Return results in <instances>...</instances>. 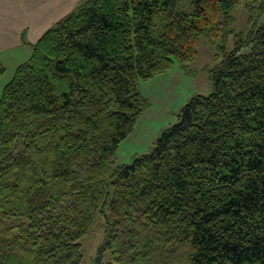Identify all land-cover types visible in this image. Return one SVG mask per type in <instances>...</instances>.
<instances>
[{"label": "trees", "instance_id": "trees-1", "mask_svg": "<svg viewBox=\"0 0 264 264\" xmlns=\"http://www.w3.org/2000/svg\"><path fill=\"white\" fill-rule=\"evenodd\" d=\"M179 1L83 0L31 44L0 94V264H82L96 217L106 264H264V0L244 36L243 0ZM232 32L210 93L116 164L139 81Z\"/></svg>", "mask_w": 264, "mask_h": 264}, {"label": "rangeland", "instance_id": "rangeland-1", "mask_svg": "<svg viewBox=\"0 0 264 264\" xmlns=\"http://www.w3.org/2000/svg\"><path fill=\"white\" fill-rule=\"evenodd\" d=\"M245 4L246 1L243 0L230 11L231 29L235 33L241 32L243 36L251 28L250 10ZM247 4L256 6L257 2L250 0ZM178 9L190 11L192 0H180ZM218 19L222 20L221 14ZM262 21V18H259L256 24L259 25ZM234 32L228 33L225 39H222V35H220L215 42H210L205 36H202L197 46L198 55L194 60L184 66L174 59L167 71L139 81L138 90L147 99L148 104L137 118L133 130L119 142L116 150V164L129 163L135 157L150 151L161 132L176 122L179 109L192 95L210 93L211 84L208 70L215 64L214 54L217 51V45L223 43L230 50L233 46ZM27 58L25 57L24 61ZM22 60L19 62H23ZM13 73L14 69L10 64L7 69H3L0 74V94L4 84L12 78ZM103 238V219L96 217L89 232L81 239L82 264L107 263L106 253L101 255L100 261L96 260L97 250L103 243Z\"/></svg>", "mask_w": 264, "mask_h": 264}, {"label": "crops", "instance_id": "crops-1", "mask_svg": "<svg viewBox=\"0 0 264 264\" xmlns=\"http://www.w3.org/2000/svg\"><path fill=\"white\" fill-rule=\"evenodd\" d=\"M81 1L0 0V67L10 64L15 71L29 58L31 44Z\"/></svg>", "mask_w": 264, "mask_h": 264}, {"label": "water", "instance_id": "water-1", "mask_svg": "<svg viewBox=\"0 0 264 264\" xmlns=\"http://www.w3.org/2000/svg\"><path fill=\"white\" fill-rule=\"evenodd\" d=\"M103 247H104V245H103V243H102V244L100 245V247L98 248V250H97V257H96V260H97V261H100V258H101V255H102Z\"/></svg>", "mask_w": 264, "mask_h": 264}]
</instances>
